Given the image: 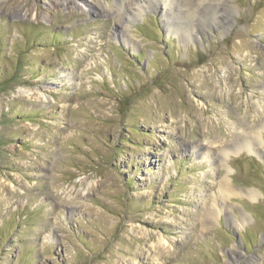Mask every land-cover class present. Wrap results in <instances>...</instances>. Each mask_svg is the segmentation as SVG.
Instances as JSON below:
<instances>
[{"label": "rangeland", "instance_id": "obj_1", "mask_svg": "<svg viewBox=\"0 0 264 264\" xmlns=\"http://www.w3.org/2000/svg\"><path fill=\"white\" fill-rule=\"evenodd\" d=\"M170 1L0 0V264H264V0Z\"/></svg>", "mask_w": 264, "mask_h": 264}, {"label": "bare ground", "instance_id": "obj_2", "mask_svg": "<svg viewBox=\"0 0 264 264\" xmlns=\"http://www.w3.org/2000/svg\"><path fill=\"white\" fill-rule=\"evenodd\" d=\"M150 1V0H149ZM163 1V5H164V8H166L167 6H169L170 4H173V2L172 1H170V0H162ZM168 1V4H166V2ZM180 1V0H179ZM176 2H177V0H176ZM150 4H151V2H149ZM186 8V7H185ZM123 10V6H122V3L120 2L119 4H118V10L116 11V13H115V15H116V17H117V22H120L121 23V14H120V12ZM140 12V11H139ZM190 12H192V11H190ZM194 12V11H193ZM193 12H192V14H193ZM195 13H196V11H195ZM186 16V15H185ZM205 16V15H204ZM195 19V18H194ZM199 20V19H198ZM259 141V140H258Z\"/></svg>", "mask_w": 264, "mask_h": 264}]
</instances>
